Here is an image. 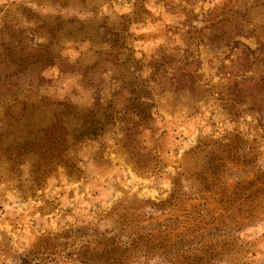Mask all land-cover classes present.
<instances>
[{
    "label": "rangeland",
    "instance_id": "obj_1",
    "mask_svg": "<svg viewBox=\"0 0 264 264\" xmlns=\"http://www.w3.org/2000/svg\"><path fill=\"white\" fill-rule=\"evenodd\" d=\"M40 129L60 154L0 161V264H83L124 212L173 198L231 213L173 260L122 264H264V0H0V134Z\"/></svg>",
    "mask_w": 264,
    "mask_h": 264
},
{
    "label": "trees",
    "instance_id": "obj_2",
    "mask_svg": "<svg viewBox=\"0 0 264 264\" xmlns=\"http://www.w3.org/2000/svg\"><path fill=\"white\" fill-rule=\"evenodd\" d=\"M23 105L25 109L26 103ZM7 117L10 120V127L19 126L20 118L13 116L11 111L7 113ZM20 129H26L25 125L21 124ZM63 134L51 129H40L38 143L31 137L24 136L18 140L15 136L8 144H5L4 134H0V161L3 160L8 164L9 172L19 173L23 158L34 152V147L40 145V142H44L46 145V141H49L51 145L48 150L39 151L41 159L47 164V160H51L52 157L61 153L65 143ZM208 192L209 190L201 193L205 203ZM200 202L199 199L189 200L186 202L187 208H176L181 204L176 198H173L167 203L173 208H146L141 212L132 209L124 212L120 216V227L117 228V231L101 234L98 244L100 251H97V256L94 258L83 260V264H122V259L127 253L136 251H144L149 254L159 253L170 256L173 260L174 256H177L173 251L174 247L179 245L181 238L194 236L201 227L208 231L218 230L221 218L225 213H231L229 208H215L214 210L203 208ZM203 244V250L206 249L213 254L215 248L222 244V240H213V242L211 240L203 242ZM213 257L216 258L215 255ZM189 261L190 264H195L192 260L189 259Z\"/></svg>",
    "mask_w": 264,
    "mask_h": 264
},
{
    "label": "crops",
    "instance_id": "obj_3",
    "mask_svg": "<svg viewBox=\"0 0 264 264\" xmlns=\"http://www.w3.org/2000/svg\"><path fill=\"white\" fill-rule=\"evenodd\" d=\"M5 209V208H4ZM3 209L0 208V239L1 237H5L6 235H11V228L13 225L8 221L5 213H3ZM13 234V232H12ZM1 243V240H0ZM4 262V258L0 255V263Z\"/></svg>",
    "mask_w": 264,
    "mask_h": 264
}]
</instances>
